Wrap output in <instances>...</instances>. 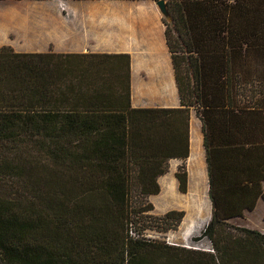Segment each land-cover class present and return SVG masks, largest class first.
Returning a JSON list of instances; mask_svg holds the SVG:
<instances>
[{
	"label": "trees",
	"instance_id": "16d2710c",
	"mask_svg": "<svg viewBox=\"0 0 264 264\" xmlns=\"http://www.w3.org/2000/svg\"><path fill=\"white\" fill-rule=\"evenodd\" d=\"M164 1L179 108H131L128 61L125 83L111 65L125 55L0 47V188L14 190L0 194V264H264V233L220 219L213 202L200 236L214 252L164 244L146 255L144 242L133 238V216L153 207L146 202L134 211L128 195L133 188L156 194L166 160L186 158L190 108L204 122L209 169L214 132L207 123L253 117L264 107V78L239 83L242 60H261L264 72V0ZM239 90L253 93L244 105ZM241 134L264 139V131ZM176 178L185 192L183 163ZM183 215L170 210L154 218L166 231Z\"/></svg>",
	"mask_w": 264,
	"mask_h": 264
},
{
	"label": "crops",
	"instance_id": "0c3cea01",
	"mask_svg": "<svg viewBox=\"0 0 264 264\" xmlns=\"http://www.w3.org/2000/svg\"><path fill=\"white\" fill-rule=\"evenodd\" d=\"M162 17L152 0H0V47L25 53L125 55L113 57L111 65L117 81L125 83L128 61L131 108H179ZM255 61L242 60L246 71H240V87L242 81L249 85L264 78L263 63ZM251 93L239 90V105H244ZM256 110L253 117L220 115L207 123L214 132L208 169L204 122L200 113L190 108L188 154L185 159L166 160L164 172L156 178L158 192L149 197L153 210H182L181 223L188 222L189 227L193 220L209 221L213 202L220 219L264 233V139H246L241 134L249 128L255 136H262L264 107ZM157 128L160 133L167 131L165 124ZM222 135L227 137L220 138ZM182 163L185 192L179 190L176 178Z\"/></svg>",
	"mask_w": 264,
	"mask_h": 264
},
{
	"label": "rangeland",
	"instance_id": "374dc122",
	"mask_svg": "<svg viewBox=\"0 0 264 264\" xmlns=\"http://www.w3.org/2000/svg\"><path fill=\"white\" fill-rule=\"evenodd\" d=\"M168 24L169 26H172L170 21H168ZM137 153L141 155L142 151L136 152V154ZM178 166H180V164ZM11 193L13 195L14 190L9 185L0 188V194L4 197L11 195ZM128 197V201L134 211L143 209L145 203L150 202V195L147 197L141 196L134 188L130 191ZM164 213L155 212L152 208V210H143L140 213H136V215L132 218L130 225L132 226L134 232L133 238L144 242L143 245L145 246L146 255L150 254L149 251L154 252V249H160V246H163L164 244L186 248H197L200 250H210L211 252H214L208 238L200 236V232L207 222L205 223L202 219L193 220L191 221L192 225H190L189 222L190 226L188 227V222L186 225H182L180 221L175 229H168L164 231V229H162V225L159 223L157 224L158 220L154 218V216H162ZM231 232L235 234L233 230H231Z\"/></svg>",
	"mask_w": 264,
	"mask_h": 264
},
{
	"label": "water",
	"instance_id": "95a60500",
	"mask_svg": "<svg viewBox=\"0 0 264 264\" xmlns=\"http://www.w3.org/2000/svg\"><path fill=\"white\" fill-rule=\"evenodd\" d=\"M158 10L160 11V13L163 15V17H167L168 16V11L166 8V4L164 0H156L154 1Z\"/></svg>",
	"mask_w": 264,
	"mask_h": 264
}]
</instances>
